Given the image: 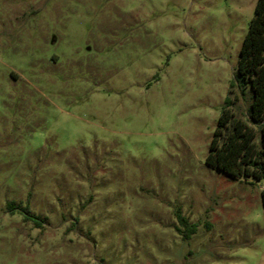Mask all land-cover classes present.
Masks as SVG:
<instances>
[{
    "label": "rangeland",
    "instance_id": "1",
    "mask_svg": "<svg viewBox=\"0 0 264 264\" xmlns=\"http://www.w3.org/2000/svg\"><path fill=\"white\" fill-rule=\"evenodd\" d=\"M257 1L0 0V264H264V182L206 161Z\"/></svg>",
    "mask_w": 264,
    "mask_h": 264
},
{
    "label": "trees",
    "instance_id": "2",
    "mask_svg": "<svg viewBox=\"0 0 264 264\" xmlns=\"http://www.w3.org/2000/svg\"><path fill=\"white\" fill-rule=\"evenodd\" d=\"M239 90L242 96L250 95L249 120L236 118L231 97H227L211 141L207 156L208 166L233 180L245 179L264 182V0H258L254 17L242 44L238 70L231 82V91ZM257 128V129H256ZM264 205V190L262 191ZM11 212L18 209L9 203ZM27 221L41 223L29 216V208L23 211ZM184 240L197 232V225L181 213L177 214Z\"/></svg>",
    "mask_w": 264,
    "mask_h": 264
}]
</instances>
